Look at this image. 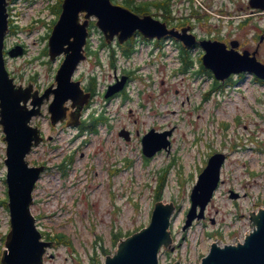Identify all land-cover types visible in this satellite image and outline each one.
<instances>
[{
  "label": "rangeland",
  "instance_id": "rangeland-1",
  "mask_svg": "<svg viewBox=\"0 0 264 264\" xmlns=\"http://www.w3.org/2000/svg\"><path fill=\"white\" fill-rule=\"evenodd\" d=\"M57 1L14 0L8 4L12 21L4 46L9 49L19 44L24 51L16 57L4 54L5 67L15 83L32 84L40 93L55 87L62 59L60 55L50 60L47 53ZM139 1L144 0L134 3ZM172 6L177 14L190 6V23L199 38L226 43L235 39L240 50L257 49L256 57L264 63V40L258 43L264 32V11L251 10L248 0H190V5L186 0H173ZM191 7L198 11L191 12ZM101 40V33L93 27L90 54L76 69L74 79L84 87L94 76L92 103L82 118L102 111L106 124L98 125L93 134L72 125L52 126L46 112L51 93L46 101L42 99L41 112L30 122L45 140L27 160L30 165L45 162L49 166L34 187L30 212L40 232L64 233L70 242L52 243L42 264H102V257L112 255L127 232L148 224L163 173L159 200L173 202L177 211L170 226L174 249L171 245L161 248L159 264L176 260L197 264L211 243L242 242L253 229L250 212L264 208V83L244 75L217 86L221 82L201 69L200 48L190 49L193 62L181 71L178 47L170 41H163L160 48L140 41L126 54L113 42L100 49ZM122 74L129 79L125 89L105 100L102 90ZM27 108L31 109L29 103ZM152 127L173 131L169 151L148 158L141 152L140 140ZM122 128L130 130V140L119 136ZM3 136L0 127V256L10 228ZM214 151L227 157L220 169L221 182L205 216L183 230L191 189ZM68 156L73 162L62 175L56 165ZM115 233L122 236L114 242Z\"/></svg>",
  "mask_w": 264,
  "mask_h": 264
},
{
  "label": "water",
  "instance_id": "water-1",
  "mask_svg": "<svg viewBox=\"0 0 264 264\" xmlns=\"http://www.w3.org/2000/svg\"><path fill=\"white\" fill-rule=\"evenodd\" d=\"M6 3L7 0H0V123L7 143L4 162L7 167L6 183L11 230L9 228L10 231L6 236L7 250L3 252L0 261L2 264H41L45 248L50 242L40 240L41 235L35 227L34 218L29 210L32 189L43 169V166H29L25 160L31 147L40 140L39 130L29 122L32 116L37 115L42 99L46 101L45 97L51 92L54 98L48 106V111L51 113L53 124L62 119L65 111L63 103L66 100L71 99L74 104L84 101V97H80L79 83L71 80L76 64L83 58L81 49L86 36L87 21L78 23L80 9L87 10L85 17L91 14L97 16L96 24L106 38H112L117 34L120 42L132 35L135 30H140L147 37L169 34L179 38L185 46L193 45L196 38L193 34L187 33L186 29L181 32L174 28L167 29L164 23L151 16L139 17L126 8L111 4L109 0H64L61 14L49 39L51 58L62 51L66 54L55 76L54 83H57V86L46 89L40 97L34 95L29 101L31 109H28L25 104L31 96L29 88L14 86L1 58L3 39L7 31ZM249 4L264 9V0H249ZM71 37L73 40H70ZM198 43L205 50L202 56L203 65L213 72L215 78L223 80L231 73L249 71L264 79V65L256 60L254 53L250 55L246 50L242 53L236 51L234 49L237 45L236 41L231 42L230 49L217 40L203 39ZM19 53H21L19 47L9 51L10 55ZM119 88L116 85L110 87L105 96H109ZM33 106H37V109H32ZM168 134L170 131L155 133L150 130L142 138L143 153L151 156L157 150L166 148L169 145ZM224 158V154L214 153L198 175V180L190 194L191 207L186 214L182 229H186L193 219L203 217L204 208L218 184L219 171ZM173 210L172 203L157 201L149 224L121 239L112 255L102 257L103 263L158 264V252L161 246L167 247L172 242L169 224ZM250 214V226H253V229L245 234L243 242L223 246L213 243L198 264H264V208H260L257 213L251 211ZM178 263L175 261L172 264Z\"/></svg>",
  "mask_w": 264,
  "mask_h": 264
},
{
  "label": "trees",
  "instance_id": "trees-1",
  "mask_svg": "<svg viewBox=\"0 0 264 264\" xmlns=\"http://www.w3.org/2000/svg\"><path fill=\"white\" fill-rule=\"evenodd\" d=\"M124 4L126 6H128L130 9H132L133 11L137 12L138 14L151 12L152 7L155 10H165L167 12V3L165 1H139V2L134 3V0H125ZM133 44H134V39L130 38L124 44H120L119 46L122 47V50L124 51V53L128 54L129 52H131ZM177 46L179 48L181 65L183 67L191 66L193 59L191 58V55H190V49H192V47L190 49H188V48L182 46L180 43H178ZM199 60L201 63L200 57H199ZM200 66L202 69H204L202 67V64H200ZM94 85H95L94 80H91L89 86L91 87L92 90H93ZM102 119H103V117L101 115L97 116V117H92V118H90V120L87 123L82 125V128L88 129L90 131L95 130L96 124L98 122H100ZM71 162H72V157L68 156L64 160H62L57 165V167L60 170H63L65 172L67 170V168L69 167V165L71 164ZM164 184H165V175L163 173L160 176L159 181H158L155 199L160 198V193H161V190H162V187ZM44 233H45L47 239H54L58 243H70L69 241L66 240V235L63 233H57V234L56 233L51 234L49 232H44ZM130 234L131 233L127 232L126 236H128ZM121 236H122V234L115 233V235L113 236L114 242L119 240V238ZM104 251L106 252V250H104Z\"/></svg>",
  "mask_w": 264,
  "mask_h": 264
},
{
  "label": "flooded vegetation",
  "instance_id": "flooded-vegetation-1",
  "mask_svg": "<svg viewBox=\"0 0 264 264\" xmlns=\"http://www.w3.org/2000/svg\"><path fill=\"white\" fill-rule=\"evenodd\" d=\"M159 1H165L166 3H167V13L168 12H170L171 11V9L169 8V4L170 5H172V2H173V0H159ZM182 1V0H181ZM188 1V4L190 5V0H187ZM162 11H165V10H162ZM183 11H185V8H182V12ZM166 12V11H165ZM172 13H174V11L172 10ZM185 14V13H184ZM190 14V13H189ZM180 16H178V14H176V17H170L169 19H165V21L166 22H168V24L170 25V26H175L176 27V25H178V23H179V21H178V18H179ZM182 17V23H184V21H185V17H183V16H181ZM185 24H182V25H180L179 26V28L180 27H183ZM4 54H6L7 55V53L4 51L3 52ZM4 58H5V56H4ZM117 78H115V80H116Z\"/></svg>",
  "mask_w": 264,
  "mask_h": 264
},
{
  "label": "bare ground",
  "instance_id": "bare-ground-1",
  "mask_svg": "<svg viewBox=\"0 0 264 264\" xmlns=\"http://www.w3.org/2000/svg\"><path fill=\"white\" fill-rule=\"evenodd\" d=\"M4 50H2L1 52V58H2V62H3V66L5 67V60H4Z\"/></svg>",
  "mask_w": 264,
  "mask_h": 264
}]
</instances>
